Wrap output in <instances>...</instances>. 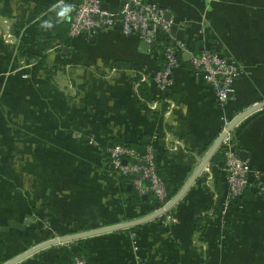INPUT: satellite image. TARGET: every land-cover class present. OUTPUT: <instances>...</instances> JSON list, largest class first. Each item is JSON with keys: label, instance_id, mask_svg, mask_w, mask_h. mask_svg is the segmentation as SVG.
I'll return each mask as SVG.
<instances>
[{"label": "crops", "instance_id": "obj_1", "mask_svg": "<svg viewBox=\"0 0 264 264\" xmlns=\"http://www.w3.org/2000/svg\"><path fill=\"white\" fill-rule=\"evenodd\" d=\"M77 1L0 0V19L11 36L26 43L25 50L34 51L39 31L52 37L43 53L49 73L35 58L22 73L9 70L21 43L1 62L0 264L54 235L139 219L159 208L133 203L122 191L103 147L112 137L152 143L166 186L178 193L229 121L264 100V0H150L170 11L176 36L191 52L212 46L239 63L243 74L219 106L183 54L165 98L157 99L151 78L145 81L153 97L146 101L148 111L139 107L134 79L162 69L160 48L143 46L118 26L64 44L53 26ZM101 1L113 11L124 2ZM120 61L139 71L119 68ZM228 137L251 168L264 173V107L243 117ZM167 139L179 140L182 148L167 149ZM220 156L205 164L170 209L175 223L165 226L157 217L79 238L72 247L84 248L87 264H264V196L248 189L252 196L228 209L225 226L214 197L225 193L215 166ZM15 264H72V259L53 244Z\"/></svg>", "mask_w": 264, "mask_h": 264}, {"label": "built area", "instance_id": "obj_2", "mask_svg": "<svg viewBox=\"0 0 264 264\" xmlns=\"http://www.w3.org/2000/svg\"><path fill=\"white\" fill-rule=\"evenodd\" d=\"M70 6L74 9L67 26V35L70 39L79 36L90 37L115 26H118L124 35L136 36L148 47L162 38L163 67L150 77L142 75L141 81L151 78L157 90L164 91L170 84L169 76L172 69L181 63L183 54H189L192 72L212 89L216 103L222 106L228 101L234 90V81L238 74L237 65L209 48H204L200 54L191 52L189 45L176 36L174 21L170 11L164 6L150 0H124L121 8L115 11L103 8L101 0H78ZM6 37V39L11 37L8 31ZM150 108L153 109L154 105L151 104ZM166 144L169 150L182 148V143L177 139L168 140ZM218 151L222 155V160L215 166L221 175L225 193L221 199L218 195L214 197L220 211V220L223 222L232 200L241 196L246 188L253 190L257 196L264 195V173L260 174L253 170L248 161L239 157L237 149L228 137V132L222 138ZM105 154L111 171L118 177H128L138 195L151 194L160 203V207L168 203L169 200L165 201L166 185L157 173L152 143L149 142L142 152L133 147L114 143L106 148ZM209 168L208 173L211 171ZM159 217H163L161 223L165 226L177 221L170 210ZM72 264L87 262L83 257H75Z\"/></svg>", "mask_w": 264, "mask_h": 264}, {"label": "trees", "instance_id": "obj_3", "mask_svg": "<svg viewBox=\"0 0 264 264\" xmlns=\"http://www.w3.org/2000/svg\"><path fill=\"white\" fill-rule=\"evenodd\" d=\"M73 10H74L73 7L69 6V11H67L65 15L60 14L58 19H56V21L54 23V26H53V32L55 33L54 37L59 39L60 41H62L64 44L69 39V37H67V39H66L67 26H68V23H69V20H67V18L70 19L71 15L73 13ZM51 40H52V37H48L44 33L39 31L36 34V39H35V43H34V51L30 52L28 50H25L26 43L22 41L21 42V50L18 53V56H24V57H27L29 59H31V58L37 59V61L42 65V67L45 70V72L49 73V71L46 69L47 67H46V64L44 62L45 56H44L43 53H44V51L47 48L50 47ZM162 44H163V39L159 38L150 47L151 48H160V50H161L162 49ZM207 48H209L210 50L215 51L212 46H209ZM117 63H118L117 64L118 67L120 66L119 68H124V69H127V70L133 69V70L139 71L138 66L135 65V64H132L130 62L120 61V62H117ZM189 64H190V62H189ZM141 77H142V73L139 74V76L135 77V79H134L138 83L137 93H138V96L140 97L139 107L141 109H143L144 111H148L149 108H148V103L146 101H150L153 98L152 97V91L147 86L145 81H141ZM165 90L161 91L159 93V96H157L158 100L159 99H163V98L166 97ZM144 103H146L147 106ZM108 141H106L104 143L103 147L107 148L110 144L119 143V144H122V145H126V146H129V147L136 148L140 152L144 151L145 146L148 144V143H145V140L136 141V142H126L124 140H120V139H117V138H114V137H112ZM155 155H156V153H155ZM220 159H221V156H220L219 151L217 150L216 153L211 158L210 162H218ZM157 173L161 176V178L163 179V181H164V183L166 185V181H165L163 175L161 174V172L159 171L158 165H157ZM120 180H121L122 191H124V192L129 194V198H130V200L133 203H146V204L149 205L150 209H152V210L160 207V203L155 198H153V196L151 194H149V193L148 194H144L146 196L145 198H144V195H138L137 192L133 189L132 185L130 184V181H129L128 177L121 176ZM221 184H222V181H221ZM128 185H130L129 188H127ZM166 190H167V198H166L165 201H168L175 195L176 191H172L167 186H166ZM246 192H248V188H246L245 192L241 196L236 198L237 199L236 202H234L232 200V202L230 203V207L236 206V205L240 204V202L246 200L249 196H252V195H246ZM219 193L220 194L218 196H219V199H221L223 197V195H222L223 193H221L220 191H219ZM253 193H255V192H253ZM261 196H264V195H261ZM156 203H158L159 205L156 206ZM217 207H218V205H217ZM147 213H148V209L144 210L143 214H147ZM160 219H162V217H159V220ZM61 249L64 252V254L66 256L70 257L72 260L75 257H83V258H85L84 255H83L84 248H82V247L73 248L72 245H71L70 247L62 246Z\"/></svg>", "mask_w": 264, "mask_h": 264}, {"label": "water", "instance_id": "obj_4", "mask_svg": "<svg viewBox=\"0 0 264 264\" xmlns=\"http://www.w3.org/2000/svg\"><path fill=\"white\" fill-rule=\"evenodd\" d=\"M102 7L106 8V6L103 5V4H102ZM142 45L145 46V47L148 46L144 42H142ZM186 56L189 57V55H186ZM259 107H264V100L254 104V105H252L250 107H248L244 111L240 112L233 119H231V121L228 123V125L223 129V131L217 137V139L213 143L212 147L208 151L207 155L200 162L199 166L194 171V173L191 175V177L186 182V184L182 187V189L178 193H176L168 201V203L164 207H160L156 211H154L153 213H150V214H148V215H146L144 217H141L139 219H135V220H131V221H125V222L117 223V224H113V225H107V226H104V227H99V228H96V229L86 230V231H82V232H78V233H74V234H70V235H64V236H60L58 238L48 239L46 241H43V242H41V243H39V244H37V245L25 250L24 252L16 255L15 257L9 259L8 261H6V262H4L2 264H15L16 262H18L22 258L26 257L27 255H30L31 253H33V252H35V251H37V250H39V249H41L43 247L49 246V245L58 244V243H62V242H65V241H70V240H75V239H79V238H82V237H87V236H90V235L99 234V233H102V232L113 231V230H118V229H123V228L137 226L139 224L145 223V222H147L149 220H152V219H155V218L161 216L166 211L170 210L179 201V199L183 196V194L187 191V189L190 187V185L196 179V177L198 176V174L200 173L202 168L205 166V164L207 162L210 161V159L212 158L213 154L217 151V149L220 146L221 140L225 136V134L227 132H229V130L232 127H234V125H236L243 117H245L246 115H248L249 113H251L252 111H254L255 109H257ZM242 154H244V152H240L239 153V157L241 159H244ZM129 187H130V185L127 186V188H129ZM145 197L146 196L144 195V198ZM233 201L236 202L237 199H233ZM158 205L159 204L156 203V206H158Z\"/></svg>", "mask_w": 264, "mask_h": 264}, {"label": "rangeland", "instance_id": "obj_5", "mask_svg": "<svg viewBox=\"0 0 264 264\" xmlns=\"http://www.w3.org/2000/svg\"><path fill=\"white\" fill-rule=\"evenodd\" d=\"M225 1H227V0H225ZM0 21H1L0 22V25H1L0 26V81H1V79H3L4 76H5V71H3L5 68H1V62H2V60L3 59L12 58V51H14V49H15V47H13V46H15L17 43H21L22 40L21 39H17L16 36H11L10 38L6 39L7 38L6 37V32L9 30V28L6 27V24L4 23V21H2V19H0ZM9 39H10V41H9ZM58 48H60V47H58ZM217 50L220 52L219 49H217ZM218 51H216V52H218ZM222 53H220V54L223 55L224 53L223 54ZM223 56L226 57L225 54ZM29 62H30L29 61V58L24 57V56H17L16 62L14 64H12L13 67H12V69H9V70H11L12 73H22V70L23 69H26L25 68L27 66L26 64L29 63ZM232 62H234L237 65V70H238V74H237V77H236V79H237L238 77H240L243 74V67L240 66V64L237 63L236 61H232ZM2 76H3V78H2ZM259 108H261V107H259ZM89 141L91 143H93L95 140L92 137H89ZM105 150H106V148H105ZM109 169H110V165H109ZM222 223L226 226L227 225V220H224ZM61 233H63V232H61ZM64 235H69V234L54 235L52 238H58V237L64 236ZM77 241H79V240L78 239H75V240L65 241V242L58 243V244L61 247L62 246L70 247L71 245L75 244Z\"/></svg>", "mask_w": 264, "mask_h": 264}]
</instances>
